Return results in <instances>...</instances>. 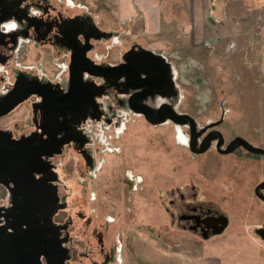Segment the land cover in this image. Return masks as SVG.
Segmentation results:
<instances>
[{"label":"rangeland","instance_id":"1","mask_svg":"<svg viewBox=\"0 0 264 264\" xmlns=\"http://www.w3.org/2000/svg\"><path fill=\"white\" fill-rule=\"evenodd\" d=\"M263 1L253 0V5H263ZM63 2V7L76 9L78 15L109 32V37L92 40L96 60L117 61L132 44L165 54L174 75L170 101L175 112L191 115L197 128L208 125L197 141L208 130L218 129L224 142L239 135L264 148V32L257 30L262 6L247 20L242 13L236 15L231 5L226 8L225 2L224 9L214 14L227 29L237 27V33L224 32L215 43L197 39L199 44L194 45L187 32L179 37L149 35L137 28L140 21H121L115 0ZM101 99L111 122L86 125L97 161L93 172L89 174L75 152L53 159L59 161L54 171L67 185L59 193L64 194V213L72 217L71 233L83 237V218L89 217V228L101 231L104 245L116 247L114 264H264V237L257 234L264 201L253 191L263 179V157L243 148L222 154L214 146L216 140L204 152L193 153L188 147L187 124L168 119L152 124L124 103L119 105L112 94ZM166 99L155 95L150 104L155 107ZM0 122L17 136L30 134L35 127L25 102ZM171 190L210 203L227 215V228L206 238L171 229L166 206L173 197ZM8 193L0 185V212L10 205ZM4 223L0 216V224ZM87 236H91L89 229ZM87 245L85 251L91 248L93 255L79 253L76 264H92L93 257L101 260L94 250L95 239L90 237Z\"/></svg>","mask_w":264,"mask_h":264},{"label":"flooded vegetation","instance_id":"2","mask_svg":"<svg viewBox=\"0 0 264 264\" xmlns=\"http://www.w3.org/2000/svg\"><path fill=\"white\" fill-rule=\"evenodd\" d=\"M63 3V0H0V98L15 87L19 88L18 92L27 93L12 109L26 103L35 123L34 129L29 130L28 133L44 131L42 137H46L47 129L58 130L55 138L64 140L59 148L60 153L48 157V161L50 170L54 172V179L51 182L56 186L58 203L61 204L52 215V222L54 226H58L55 235L58 243L67 250L65 264H76L79 253L93 255V249L89 248L85 251L90 237L96 241L94 250L102 256L101 260L93 257L92 264H114L117 259V255L114 254L116 247H106L101 231L96 226L89 228L90 218H83L80 211H77V215L84 220L85 232L81 230L83 237H77L71 233L72 217L64 213L66 202L63 198L64 194L59 193L60 187L66 189L67 185L54 171V166L58 167L59 161L54 163L53 159L68 151L75 152L83 159L89 174L93 172L97 161L92 154L93 138L89 135L86 125L90 121L111 122L109 118H106L107 111L103 108L102 96L112 94L119 105L124 103L128 107L127 98L133 90L125 75L117 78L102 77L90 74L88 71L92 69L93 63L114 66L123 62L124 56H127L129 51L134 53L139 48H147L132 44L117 61L96 60L92 40H101L104 36L96 38L93 35H100L106 31H101L96 25L91 24L84 15H78L74 12L76 9L63 7ZM10 25L14 26L10 27ZM160 54L169 65L158 63L154 70L157 75L156 82L160 83V86L154 90V95H147L145 98L149 100V102L144 100L149 105H151L150 99L155 95H165L168 99L166 102L171 103L169 82L170 84L172 80L174 82V75L171 63L164 53ZM74 58L80 61L75 62ZM149 63L152 65V61ZM139 68L141 69L139 74L143 76L153 71L152 66L144 60L139 64ZM72 75L78 76L80 81L74 88L80 93L76 109L70 105L69 100L63 98L71 90ZM162 101L164 100L160 102ZM62 103L65 106L63 114L56 112V109L61 110L58 106ZM27 120L30 121V117ZM0 128L9 130L2 122H0ZM9 131L14 137L20 136ZM238 148L243 147L239 145L235 149ZM69 160L70 158L66 162ZM171 194L173 197L166 205L169 213V227L197 235H202L203 232L211 234L212 228L207 226L205 228L204 220L213 221L221 212L212 208L210 203H205L189 194L185 196L177 190L176 192L171 190ZM88 229L90 237L87 236ZM82 246H84L83 249ZM41 260L44 264L42 257Z\"/></svg>","mask_w":264,"mask_h":264},{"label":"water","instance_id":"3","mask_svg":"<svg viewBox=\"0 0 264 264\" xmlns=\"http://www.w3.org/2000/svg\"><path fill=\"white\" fill-rule=\"evenodd\" d=\"M107 34L108 32H105L93 36L99 38L107 36ZM141 58L149 66H152L153 71L147 73V76L139 74L141 71L139 64L143 62ZM124 59L123 62L115 66L93 63L92 69H89L88 72L112 78L125 75L133 90L127 98L128 107L133 112L141 113L152 124L166 119L177 124L187 123L189 128L188 147L193 153L203 152L215 139V148L220 153H229L240 145L247 151L259 154L264 158V148L254 146L239 135L224 145L223 135L217 129L208 130L197 141V136L208 125L197 128L195 119L191 115L175 112L173 106L168 102H162L154 107L143 100L147 95H153L154 90L160 86V83L156 82L157 75L154 70L158 63L169 65L165 59L144 48H139L134 53L129 51ZM74 61L80 60L74 58ZM149 61H152V65ZM79 82L78 76L74 75L71 90L63 96L75 109L80 100V93L76 90L73 92V89ZM171 85L169 82L170 93L173 91ZM17 89L19 88L15 87L0 98V115L6 114L26 96L27 93L18 92ZM65 100L63 99L64 103ZM58 108L61 110L56 109V112L59 111L63 114L65 109L63 103ZM219 122L220 120L217 123ZM56 131L58 132V130L47 129L46 137H42L44 131H35L14 138L10 131L0 128V184L7 188L10 197V205L0 212V216L5 222L0 224V264H43L41 257L44 264H65L67 250L58 243L55 236L58 226H54L52 222V215L61 204L58 203L56 186L51 182L54 179V172L50 170L48 157L60 153L59 148L64 142L63 139L55 138ZM262 189H264V174L262 181L254 187L255 195L264 201ZM204 221L205 228L206 226L212 228L211 234H220L228 225L229 219L227 215L221 213L213 221L210 219ZM257 232L260 237H264V216L262 226L257 228ZM208 235L203 232L201 236L206 238Z\"/></svg>","mask_w":264,"mask_h":264},{"label":"crops","instance_id":"4","mask_svg":"<svg viewBox=\"0 0 264 264\" xmlns=\"http://www.w3.org/2000/svg\"><path fill=\"white\" fill-rule=\"evenodd\" d=\"M225 2L226 8H232L236 15L242 13L247 20L250 13L254 16V10L262 6L263 14L262 17L260 14L261 22L257 30L264 32V1L263 5H253V0H115V13L121 21H140L137 28L149 35L163 33V37H179L187 32L189 40L195 45L199 44L195 41L197 39L204 41L200 43H215L224 32L237 33V27L236 30L227 29L214 14V11L224 9ZM240 3L253 6L244 8ZM218 17L221 18V14ZM219 264H222L221 261Z\"/></svg>","mask_w":264,"mask_h":264},{"label":"snow or ice","instance_id":"5","mask_svg":"<svg viewBox=\"0 0 264 264\" xmlns=\"http://www.w3.org/2000/svg\"><path fill=\"white\" fill-rule=\"evenodd\" d=\"M12 26H14V25H10V27H12Z\"/></svg>","mask_w":264,"mask_h":264}]
</instances>
